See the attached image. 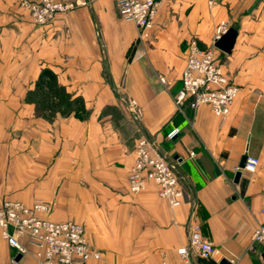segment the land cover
Segmentation results:
<instances>
[{"label": "crops", "instance_id": "crops-1", "mask_svg": "<svg viewBox=\"0 0 264 264\" xmlns=\"http://www.w3.org/2000/svg\"><path fill=\"white\" fill-rule=\"evenodd\" d=\"M63 1L79 5L38 26L17 0H0V202L41 200L52 206V221L82 224L101 255L85 264H264V249L251 248L264 209V0H217L214 17L207 0H165L142 45L112 1ZM218 22L237 31L231 53H219L239 87L224 121L207 106L179 113L173 101L186 43H208ZM43 68L82 98L85 120H47L27 103ZM173 126L180 134L168 140ZM142 135L176 168L179 207L153 185L129 193ZM243 156L256 158L257 168L239 170ZM189 223L217 248L213 259L178 255ZM16 257L0 233V264ZM17 261L37 264L32 254Z\"/></svg>", "mask_w": 264, "mask_h": 264}, {"label": "built area", "instance_id": "built-area-1", "mask_svg": "<svg viewBox=\"0 0 264 264\" xmlns=\"http://www.w3.org/2000/svg\"><path fill=\"white\" fill-rule=\"evenodd\" d=\"M116 7L121 21L130 23L137 30V44L150 38L153 19L165 0H110ZM217 0H207L214 6ZM18 6L26 11L32 22L38 26L51 24L60 14L70 12L78 3L63 0H17ZM229 29L227 23L219 22L215 28L213 47L202 49L192 40L186 48L185 66L180 76V87L173 101L179 113L200 106L209 107L211 113L224 121L230 107L239 93V87L224 70L220 52L214 47ZM222 53V52H221ZM133 103L127 104L132 117L136 114ZM180 129L173 126L167 133L168 140H174ZM258 160L247 157L244 169L254 170ZM179 175L174 166L162 156L154 141L147 135L136 140L134 162L127 177L128 191L132 195L141 193L148 185L157 189L158 196L171 208L181 205L182 192L178 185ZM52 206L35 200L31 205L18 201L0 202V233L16 256L32 254L37 264H85L90 259L99 260L100 253L87 241L85 228L74 221H52L49 216ZM263 221L252 233L251 248L264 249V209L260 211ZM218 250L203 236L198 224L189 223L186 244L177 253L186 260L196 257L211 260ZM11 264H20L13 258Z\"/></svg>", "mask_w": 264, "mask_h": 264}, {"label": "trees", "instance_id": "trees-1", "mask_svg": "<svg viewBox=\"0 0 264 264\" xmlns=\"http://www.w3.org/2000/svg\"><path fill=\"white\" fill-rule=\"evenodd\" d=\"M26 101L32 104L35 112L47 120H52L57 114L62 117L74 116L79 120L88 117L81 97H73L61 86L57 77L49 68H43L33 88L27 93ZM198 261H207L198 259Z\"/></svg>", "mask_w": 264, "mask_h": 264}, {"label": "water", "instance_id": "water-1", "mask_svg": "<svg viewBox=\"0 0 264 264\" xmlns=\"http://www.w3.org/2000/svg\"><path fill=\"white\" fill-rule=\"evenodd\" d=\"M237 37V31L234 28H229L218 40L214 42V47L221 51L222 53L229 55L235 44ZM247 157L243 156L239 163V170L244 169V165ZM240 177V172L235 173L234 182L237 183ZM18 255L16 259H19ZM219 264H229L225 259L221 260Z\"/></svg>", "mask_w": 264, "mask_h": 264}, {"label": "rangeland", "instance_id": "rangeland-1", "mask_svg": "<svg viewBox=\"0 0 264 264\" xmlns=\"http://www.w3.org/2000/svg\"><path fill=\"white\" fill-rule=\"evenodd\" d=\"M214 6H215V5H214ZM214 6H210V5L207 4L209 16L214 17V13H212V8H213ZM218 23H219V22H218ZM218 23H216V24L213 23V24H210V25H209V29H212L213 33H212V37H211V39H210V41H209L208 43L203 42V41H201V40H198V39H196V38H192V39H190V40L186 43V48H187L188 43H189L190 41H192V40L197 41L199 47L202 48V49H205V50H206V49H210V48H212V47H213V38H214L215 28H216V26H217ZM186 48H185V49H186ZM220 53H221V52H220ZM223 55H224V54H223ZM222 61H223V60H222ZM223 66H224V65H223Z\"/></svg>", "mask_w": 264, "mask_h": 264}]
</instances>
